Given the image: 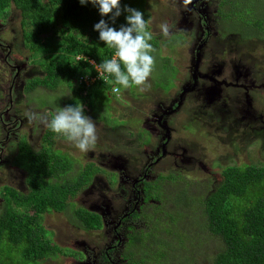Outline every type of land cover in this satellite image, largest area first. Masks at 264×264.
Returning a JSON list of instances; mask_svg holds the SVG:
<instances>
[{
	"label": "trees",
	"instance_id": "trees-1",
	"mask_svg": "<svg viewBox=\"0 0 264 264\" xmlns=\"http://www.w3.org/2000/svg\"><path fill=\"white\" fill-rule=\"evenodd\" d=\"M217 5L219 37L238 34L241 40H263L264 0H219ZM126 8L143 13L150 29L146 0H121V15L115 23L111 15L101 16L98 6L90 2L82 5L80 0H0L1 20L10 16L11 9L20 13L24 46L31 62L44 73L43 77L28 79L25 92L37 95L42 87L55 91L66 86L73 95L65 102L66 107L82 104L84 113L100 116L105 96L112 101L124 87L116 84L113 76L100 77L97 72L96 65L111 59L115 49L99 39L94 26L102 19L116 30L127 26ZM182 38V34L173 35L162 45L175 47ZM204 40L207 44L209 39L205 36ZM150 43L155 49L152 74L156 75V85L170 89L175 86L178 69L172 58L161 55V45L155 38ZM135 88L138 90L135 85L127 89ZM40 96L43 99L45 94ZM60 137L47 128L41 149L33 150L24 139L20 144V153L12 164L26 171L28 191L11 186L3 189L0 264H40L71 254L49 237L43 219L51 212L70 211L72 221L85 231L103 227L101 215L76 208L71 200L106 171L92 161L76 167L69 154L56 149ZM186 184L170 174L144 181L148 204L144 216H151L147 222L151 232L147 237L130 239L132 247L143 250L141 264H197L195 255L199 257L200 251H196L197 246L193 250V244L209 234L220 243L211 264H264V165L225 167L221 182L200 201ZM197 203L201 216L194 208Z\"/></svg>",
	"mask_w": 264,
	"mask_h": 264
},
{
	"label": "rangeland",
	"instance_id": "rangeland-1",
	"mask_svg": "<svg viewBox=\"0 0 264 264\" xmlns=\"http://www.w3.org/2000/svg\"><path fill=\"white\" fill-rule=\"evenodd\" d=\"M146 9L151 15L149 31L161 45V55L172 58L173 65L178 69L175 87L168 91L163 90L164 88L161 89L162 87L158 88L156 75L151 74L147 81L150 87L144 91H140L137 87L143 94L142 97L138 96L137 91L130 93L127 88H123L120 96H114L112 101L108 96H105L104 109L99 106L103 109L99 112L100 116H93L90 112L84 113L96 123L98 137L95 146L86 153L80 152L63 137L57 140L56 149L69 154L77 163L76 167L80 165L79 169L92 161L106 171V173L98 174L90 186L84 188L71 200L76 208H85L102 214L106 199H109L111 203H115L114 205L112 203L110 210L114 211L115 216L118 215L119 203L122 202H118V199L121 200L119 185L122 179L120 177L127 176L136 179L137 174L141 173L148 164L149 159L146 154L151 151V148L147 146L137 149L142 143L134 145L133 141H128L129 136H134L132 131L135 130L138 122L137 109L147 110V104L155 111L158 108L156 100H159L163 94L162 100L168 102L172 95L180 92L187 83H190L195 70L196 43L201 41L200 38L204 31L196 21V16L187 12L191 9L190 5L186 8L182 0H151V2L146 0ZM187 13L188 17H186ZM212 13L213 10H211L210 16L213 20ZM165 22L170 27L168 36H165L160 28V25ZM0 23L5 25L0 28V38L12 45V49L15 47L17 61L20 64L26 63V66L21 68V76L14 81L11 95H9L12 74L10 68L2 64L3 58L0 60V77L4 78V83L0 84V120L1 117L5 120L6 117L11 116L10 113L18 110L21 123L16 129V134L21 139L26 137L24 140L36 151L42 147V138L47 127L35 121L30 123L25 114L35 112L51 119L50 114L54 116L59 108H65V102L73 95L66 86L55 91L41 88L34 98L37 101L36 104L30 103L27 98L29 94L25 91L22 93L25 86L20 89V85L25 77L30 79L43 77V72L37 64L31 62V54L24 46L20 13L11 9L10 16L3 20L0 19ZM214 26L212 21V35L208 46L202 51V56L203 53L204 56L199 65V71L209 77L217 78V80L224 78L226 83L220 85L214 83L216 94L213 96V104L207 106L208 108H205L200 92H188L186 105L196 110L197 115L201 113L198 116L203 118L205 124L198 123V130L191 127L187 124L189 115L181 114L183 112L181 110L177 115L178 127L176 129L183 130L184 134L188 136V140L184 142L185 162L181 163L177 158L178 167L175 168L171 163H168L171 159L166 158L155 167L149 166L146 175L147 178L156 179L160 175L166 176L173 172L176 176L174 178L181 177L187 182L186 188L195 195L197 201H200L203 196H207L218 186L225 167L264 165V38L261 41L241 40L238 34L222 38L219 37V32L214 31ZM178 34L184 36V40L182 38L179 45L172 48L162 45L163 42L171 41L173 35ZM207 80L206 90L212 82L208 78ZM255 85L258 90H255ZM41 93L46 94L43 99L42 96L38 98ZM49 102L54 106H51ZM203 110L208 112L205 116H203ZM121 121H125V126H120L123 123ZM108 122L116 129L106 132L109 128L107 127ZM229 123H232L235 129L230 131ZM2 126L0 122V131H2ZM120 127L125 130V138H121L118 134ZM30 132L32 138L27 139ZM5 137L6 127L0 133V140ZM15 142L13 139L8 142V145L11 144V151L6 152L9 163H3L0 167V204L4 195V185L22 191L20 181L21 176H25V174L10 164L16 157ZM194 208L201 216L198 203ZM43 222L49 231V237L71 254L59 255L40 264H75V259L83 255L85 246H103L108 244L112 238L109 236L111 227H106V225L99 231H89V233L79 228L72 221L70 211L46 214ZM195 246L198 248L196 251H200L199 257L196 258L197 254L195 255L197 264H211L220 249L219 241L210 234L202 241L195 242L193 250H195Z\"/></svg>",
	"mask_w": 264,
	"mask_h": 264
},
{
	"label": "flooded vegetation",
	"instance_id": "flooded-vegetation-1",
	"mask_svg": "<svg viewBox=\"0 0 264 264\" xmlns=\"http://www.w3.org/2000/svg\"><path fill=\"white\" fill-rule=\"evenodd\" d=\"M219 1V0H218ZM218 1H211V0H193L192 4H190V10L187 12L189 14H194L196 16V21L201 25L203 28V34L200 38V40H204L205 36L209 39L208 43L210 41V37L212 35V28L211 23L213 21L214 23V31L218 33L219 31V25L217 22V19L220 17L217 15L219 11V6L217 5ZM211 10H213V17L212 20L211 16ZM188 13L186 14V17H188ZM4 24L0 23V28L4 27ZM1 31V29H0ZM201 43L199 41L196 43V49L198 45ZM208 43L205 45L204 48L208 46ZM196 54V52H195ZM204 56V53H203ZM202 56V57H203ZM2 60V64L5 65V67H9L11 74H12V80H11V87H10V93L13 88L14 81L21 76L20 71L22 67L26 66V63H19L17 61V53H15V47L12 49V45L7 44L6 40L0 38V60ZM203 61V59H202ZM19 63V64H17ZM1 68V65H0ZM41 70V68H40ZM201 70V67H200ZM42 71V70H41ZM253 72V71H252ZM193 75V74H192ZM198 80L196 87L193 91H198L201 93L202 101L205 105V108H208L211 106L214 101L213 96L216 94V88L214 86V83L217 85L225 84L224 78H220L217 80V78L209 77L208 75L204 74L202 71H199L198 73ZM44 76V73H43ZM207 78L210 79L211 85L206 90L205 85L207 84ZM30 79L25 77L22 81V84L20 85V89H23L26 81ZM191 80L194 85L193 76H191ZM4 83V78L1 79L0 77V84ZM189 86L191 83H187ZM186 84V85H187ZM175 87V86H174ZM172 87V88H174ZM43 88V87H42ZM170 89H163L165 91L171 90ZM15 89V88H14ZM41 89V88H40ZM45 89V88H44ZM136 89V88H135ZM58 90V89H57ZM182 90L180 92L176 93L175 95H172V97L169 99L168 102L163 101V94L160 97L159 100H156L158 103V108L153 111V109L149 108L147 106V110L142 108L137 109V125L135 127V130H133L134 136H129V142L134 143V145H138L140 143L141 146L137 149H141L144 146L150 147L151 151L146 154L147 158L149 159L148 164L145 166L144 170L141 173L137 174L136 179H131L129 177H120L121 183H120V195L121 200L118 199L119 203V213L117 216L114 215V211L110 210L114 202L111 203L109 199H106L104 212L101 215L103 219V226L106 225V227H111L109 231V236H111V241H109L106 245H99V246H85V250L83 251V255L79 258L77 257L75 259V264H141L140 258L141 248H137L136 246L132 247L130 245V239L134 238L136 235L138 237H147L151 232V226L147 223L149 218H151L150 215H145V210L147 209L148 204L146 203V199L143 193V184L145 180H154L151 178H147V171L149 169V166H157L159 163L164 161V159L169 158L171 159L170 162L173 167H178L177 158H179L181 163L185 162L186 156H185V141L188 140V136L184 134L183 130L178 131L176 127L177 125V115L180 113L181 110L183 112L181 114L189 115V119L187 124H189L191 127H194L198 130L197 124H205V121L203 118L199 117L201 113L197 115L196 110L188 107L186 105V100L188 98V93L182 97ZM255 90L257 89V85H255ZM25 91H22V93ZM36 90L35 92H37ZM50 91V90H49ZM138 92V90H129L130 93L132 92ZM34 93V92H33ZM33 93H29L28 100L32 104H36V95ZM45 94V93H43ZM42 95V93L40 94ZM46 95V94H45ZM141 95V94H139ZM138 95V96H139ZM24 96V95H23ZM143 94L140 96L142 97ZM25 97V96H24ZM59 103H60V97L58 96ZM140 99V98H138ZM137 99V101H138ZM152 99V98H151ZM150 99V104H151ZM12 101V100H11ZM225 101V99H224ZM47 102V101H45ZM149 104V105H150ZM208 106V107H207ZM210 109V108H209ZM204 111V110H203ZM208 113L207 111H204V115ZM11 116H8L5 118L1 117V124L2 131H4V127H6V137L3 140H0V167H2L3 163H9L8 159L6 158V152L11 151V144L8 145V142L13 139L15 140L16 145V156L20 153V144L24 138H19L16 134V129L18 125L21 123L19 111H14L10 113ZM217 114V113H215ZM8 115V114H6ZM53 116L52 114H50ZM249 117V116H248ZM112 120V119H110ZM113 121V120H112ZM123 122V121H121ZM110 123V122H109ZM107 123L108 130L106 132H111L115 130L113 126H110V124ZM125 121L120 124L121 127L125 126ZM180 126V123H178ZM119 128V136L121 138H125V130L122 128ZM228 129L231 131L234 128L232 123H229ZM0 131V133H2ZM26 136V135H25ZM32 138V133L27 136V139ZM20 139V140H19ZM13 167L18 168L17 166H14L12 163H10ZM20 171L24 172L25 176H21L20 186L21 190H25L27 183V173L26 171L19 168ZM170 175L174 177V173L171 172ZM181 179V177H179ZM4 187H6L4 185ZM28 191V184L26 187V190ZM2 203L0 204V208L3 205L4 199L1 198ZM113 219H116V221H113ZM89 233V230H87ZM89 239V234H88ZM51 260V259H47Z\"/></svg>",
	"mask_w": 264,
	"mask_h": 264
},
{
	"label": "clouds",
	"instance_id": "clouds-1",
	"mask_svg": "<svg viewBox=\"0 0 264 264\" xmlns=\"http://www.w3.org/2000/svg\"><path fill=\"white\" fill-rule=\"evenodd\" d=\"M89 2L98 6L101 16L111 15L113 23L121 15V0H80L82 5ZM192 2L193 0H182L186 8ZM125 11L128 13L127 26H121L119 30L110 27L103 19L94 26L99 39L108 48L115 49V55L96 65V68L100 77L107 74L113 76L116 84L124 88L135 85L140 91H144L150 87L147 81L155 65L152 55L155 49L150 43L153 37L143 13L132 8H126ZM160 28L165 36L170 34L168 23L161 24ZM25 115L30 123L35 121L43 124L52 132L63 136L80 152H88L97 142L96 123L84 114L82 104L59 108L51 119L35 112H27Z\"/></svg>",
	"mask_w": 264,
	"mask_h": 264
},
{
	"label": "water",
	"instance_id": "water-1",
	"mask_svg": "<svg viewBox=\"0 0 264 264\" xmlns=\"http://www.w3.org/2000/svg\"><path fill=\"white\" fill-rule=\"evenodd\" d=\"M205 45H206V41L205 40L201 41V43L198 45V47H197V49L195 51L196 52V61H195L196 64L194 65L195 70L193 71V75H192L193 76V80H194V85L193 86H189V84H187L182 90V97L184 95H186L188 92L193 91L194 88L196 87L197 80H198V76L197 75L199 73V65L202 62V51H203ZM93 212H95V211H93Z\"/></svg>",
	"mask_w": 264,
	"mask_h": 264
},
{
	"label": "built area",
	"instance_id": "built-area-1",
	"mask_svg": "<svg viewBox=\"0 0 264 264\" xmlns=\"http://www.w3.org/2000/svg\"><path fill=\"white\" fill-rule=\"evenodd\" d=\"M85 81H86V79H85ZM95 81V79L93 78L92 80H91V82H94ZM106 82H108V79H106ZM89 83H88V81H87V85H88ZM113 91H114V93H116L117 92V88L116 87H113Z\"/></svg>",
	"mask_w": 264,
	"mask_h": 264
}]
</instances>
